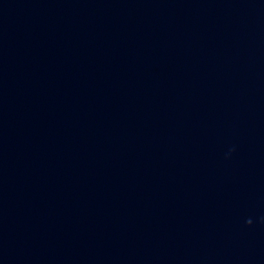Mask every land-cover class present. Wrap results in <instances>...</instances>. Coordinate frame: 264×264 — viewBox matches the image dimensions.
Wrapping results in <instances>:
<instances>
[{"label":"water","instance_id":"obj_1","mask_svg":"<svg viewBox=\"0 0 264 264\" xmlns=\"http://www.w3.org/2000/svg\"><path fill=\"white\" fill-rule=\"evenodd\" d=\"M0 264H264V0H0Z\"/></svg>","mask_w":264,"mask_h":264}]
</instances>
